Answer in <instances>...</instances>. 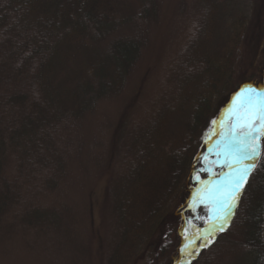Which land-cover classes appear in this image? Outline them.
Wrapping results in <instances>:
<instances>
[{
    "label": "trees",
    "instance_id": "obj_1",
    "mask_svg": "<svg viewBox=\"0 0 264 264\" xmlns=\"http://www.w3.org/2000/svg\"><path fill=\"white\" fill-rule=\"evenodd\" d=\"M118 1L0 0L4 45L0 43V222L25 200L24 188L56 186L66 168L70 140L65 137L62 141V132L95 99L122 86L140 47L135 38L116 39L68 88L59 89L52 83L50 69L65 44L82 40L90 30L106 35L141 15H130L127 5ZM210 25L214 21L203 19L195 29L174 72L179 93L157 111L150 124L135 129L136 136L125 150V169L111 181L112 240L106 264L177 261L183 224L180 215L191 204V193L202 189L205 181L202 158L218 116L220 107H216L222 102L226 107L239 91L233 81V49L212 51ZM185 107L191 109L188 127L183 133L168 135V117ZM10 157L16 161L12 179L5 177ZM30 207L21 216L23 222L61 227L59 212ZM233 213L232 219L238 218L242 226L236 242L247 249L246 258L232 264H262L264 151L243 183ZM220 235L207 239V251L219 246Z\"/></svg>",
    "mask_w": 264,
    "mask_h": 264
},
{
    "label": "rangeland",
    "instance_id": "obj_2",
    "mask_svg": "<svg viewBox=\"0 0 264 264\" xmlns=\"http://www.w3.org/2000/svg\"><path fill=\"white\" fill-rule=\"evenodd\" d=\"M122 1L130 15H141L106 35L90 30L82 40L62 46L51 64L52 83L65 89L85 74L86 66L95 56L110 50L116 39L135 38L140 43L122 86L95 99L62 132V141L67 140L65 137L70 140L65 150L66 168L56 186L44 189L39 185L41 178L37 179L39 187L24 188L21 193L25 200L0 222V264H106L112 240L108 202L111 181L125 169L124 154L136 136L135 129L150 124L157 111L179 93L174 72L203 19L214 21L210 25L212 51L233 49L230 50L235 58L233 81L238 92L250 83L256 84L253 88L257 91L264 89V0ZM1 41L0 35L2 44ZM238 103L235 99L225 103L226 107H222L223 102L216 107V110L220 107L218 116L202 158L206 178L202 189L197 188L189 196L191 204L181 212L183 224L175 264L180 261L181 264H232L246 258L247 248L236 242V234L239 236L242 230L239 219H232V211L221 231L216 216L222 212L215 203V188L223 180L218 174L230 171L221 167L226 163L225 156L216 155V141L220 137L215 133L224 130ZM190 110L185 107L168 117L165 125L168 135L186 130ZM15 175L16 161L10 157L5 177L12 179ZM29 204L33 209L38 206L59 212L61 227L23 222L21 216L32 208ZM216 234H221L216 241L219 246L209 252L207 239ZM220 249L221 256L217 254Z\"/></svg>",
    "mask_w": 264,
    "mask_h": 264
},
{
    "label": "snow or ice",
    "instance_id": "obj_3",
    "mask_svg": "<svg viewBox=\"0 0 264 264\" xmlns=\"http://www.w3.org/2000/svg\"><path fill=\"white\" fill-rule=\"evenodd\" d=\"M237 99L239 103L224 130L215 133L220 137L216 141V155L225 156L226 163L221 167L230 170L227 174H218L223 180L215 188V203L222 212V215L216 216L221 231L236 207L243 183L255 168L261 151H264V144L261 143L264 141V89L257 91L249 86L237 93Z\"/></svg>",
    "mask_w": 264,
    "mask_h": 264
}]
</instances>
